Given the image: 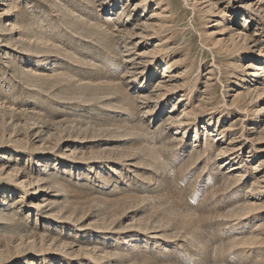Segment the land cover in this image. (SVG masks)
I'll return each mask as SVG.
<instances>
[{
  "label": "rangeland",
  "instance_id": "obj_1",
  "mask_svg": "<svg viewBox=\"0 0 264 264\" xmlns=\"http://www.w3.org/2000/svg\"><path fill=\"white\" fill-rule=\"evenodd\" d=\"M0 264H264V0H0Z\"/></svg>",
  "mask_w": 264,
  "mask_h": 264
},
{
  "label": "bare ground",
  "instance_id": "obj_2",
  "mask_svg": "<svg viewBox=\"0 0 264 264\" xmlns=\"http://www.w3.org/2000/svg\"><path fill=\"white\" fill-rule=\"evenodd\" d=\"M156 12H157V11H156ZM156 12L152 15L153 17L158 16V14H157ZM128 19H129V18H127L126 20H128Z\"/></svg>",
  "mask_w": 264,
  "mask_h": 264
}]
</instances>
